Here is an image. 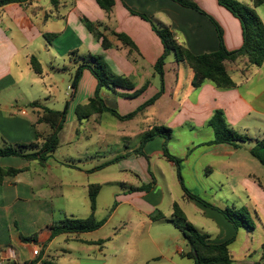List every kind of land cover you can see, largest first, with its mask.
<instances>
[{"label":"crops","instance_id":"1","mask_svg":"<svg viewBox=\"0 0 264 264\" xmlns=\"http://www.w3.org/2000/svg\"><path fill=\"white\" fill-rule=\"evenodd\" d=\"M57 1V4H53L51 0H32L26 4H11L0 8L2 145L4 140L10 143L33 142L37 132L47 134L50 131L46 124L38 123L40 109L30 108L29 105L38 102L52 110L64 109L67 100L62 101V109L56 107L60 106L57 91L60 90L59 79L64 83L70 77L66 93L68 96L73 74L89 55L103 56L113 72L130 78L137 90L148 83L145 92L135 99L125 97L134 91L101 89L100 94L106 105L121 116L136 112L156 96L159 89L156 86L155 65L164 55L165 49L153 25L133 15L131 10L146 15L157 27H169L178 42L196 55L219 49L218 34L211 20L171 0H115V7L109 14L95 0ZM194 1L220 23L224 30L225 46L229 51L243 46L242 26L235 16L217 0ZM83 18L109 29L104 33L114 47L104 49L85 26ZM261 18L264 22V18ZM110 30L127 35L136 45L137 51L131 52L129 47L111 35ZM50 35L56 37L49 41L47 36ZM171 56L175 59L173 54ZM34 57L42 65V75L32 69L31 60ZM175 62H167L171 66L168 73L165 66L164 95L127 121H120L109 112L82 120L78 117L77 108L86 105L95 96L98 87L93 74L85 70L78 89L71 94L67 120L60 133V145L53 157L45 165L17 157L0 159L2 168L25 170L15 177L6 178L0 185V264H32L40 258L45 245L44 258L53 259L57 264H108L107 260L97 256V252L102 254L104 248L122 238L132 224V235L126 245L118 249L120 256L126 258V264H152L160 258L166 264H196L185 256L189 252L184 248L188 243L174 223L175 203L180 205L188 221L195 227L197 225L191 222L188 208L197 216L199 214L204 217L206 224L202 223L200 229L196 228L207 234L212 244L224 243L236 234L239 235L240 230L237 233L234 225L219 211L187 196L183 186L192 195L199 197L192 193L189 185L193 188L199 186L205 192L230 191L229 198V193L223 195L227 202L225 206L232 200H238L240 205L234 202V207L253 208L259 213V222L264 225V167L250 153L254 141L248 142L249 146L244 143L238 149L230 145H206L215 137L209 121L217 110L224 111L228 124L239 133L250 135L253 140L264 137V129L252 134L253 121H250L252 116L255 120L264 116V90H246L243 93L240 87L242 84L247 85L250 78L247 77L241 83L235 79V74L247 76L255 66H249L246 59L228 64L237 83L234 89L221 90L211 83L194 89L192 70L177 63L176 59ZM155 126L173 130V136L166 147L171 155L181 159V177L177 165L164 155L166 141L162 137L146 143L142 154L137 153L142 148V141L137 147L128 149L125 155L116 151L110 153L117 142L142 140ZM177 130H182L183 134L188 130L193 139L187 141L176 154L173 153L172 143ZM81 131L86 132L85 138L91 142L89 155L61 152L63 145L73 146L81 142ZM121 156L126 158L111 164V161ZM154 159L167 161V166L163 168L161 162L153 164ZM53 163L58 170L67 168L80 176L51 185L46 182L43 170L52 169ZM116 165L121 168L119 172L134 176L132 179L126 176L125 180H130V183L110 178L108 171ZM111 184L114 189V206L102 228L90 233H64L51 239L50 227L54 223L70 217L85 219L91 215V185L101 186L97 198L99 209L100 194L105 186ZM148 186L152 187L143 191ZM177 188L182 191L180 201L172 194ZM166 193L171 196V200L164 212L161 208L165 204ZM124 205L128 206V210L122 215L120 209ZM98 209L95 216L98 215ZM161 213L164 217L159 219ZM115 218L120 220L119 229H114L109 237H98L99 231L110 225ZM197 219L201 220L200 217ZM208 221H213L216 227ZM158 223H167L173 229L169 228L166 233L158 235L157 231L153 232L154 225ZM35 234L38 236L36 243H25L21 239V236ZM249 237L248 233L246 238ZM143 240L149 242L151 249L158 253L146 257V250L140 247ZM260 246L261 251L260 248L253 250L249 244L245 245L240 260L236 259L230 247L234 264H264L262 240ZM35 251L39 252L38 256Z\"/></svg>","mask_w":264,"mask_h":264},{"label":"trees","instance_id":"2","mask_svg":"<svg viewBox=\"0 0 264 264\" xmlns=\"http://www.w3.org/2000/svg\"><path fill=\"white\" fill-rule=\"evenodd\" d=\"M32 0H0V8L11 4H26ZM97 4L106 13H111L115 7V0H95ZM183 8L192 9L199 12L202 15L207 16L216 28L219 49L215 52L196 55L192 53L186 46L180 44L177 38L174 36L172 30L169 27L155 26L151 19L144 14L137 13L131 10L133 15L140 16L153 25L155 33L161 39L165 52L164 55L158 60L155 65V72L161 78V87L159 92L146 104H144L139 110L131 113L127 116H121L115 109L106 105L104 99L101 97V89L109 88L112 90L123 89L126 91H134L131 94L125 95V97L135 99L142 95L148 87V83L140 89L135 88L134 82L125 76L117 75L113 72L109 64L101 55H89L85 57V62L80 64L76 69L71 79V87L76 92L80 79L85 70H89L98 82V87L95 96L89 100L86 105L79 106L77 108V115L82 119H87L93 115L102 114L105 112L111 113L115 118L120 121H127L135 118L138 113L144 110L146 107L155 104L165 93V64L170 55H174L177 63H182L190 68L194 74L192 86L194 89H199L205 83H211L216 88L221 90L234 89L237 87V83L233 79L231 72L229 71L228 64L235 63L239 60L246 59L249 66H255L258 68L264 65V22L256 12L258 7L264 5V0H253V6H248L237 0H218L219 4L226 8L232 15H234L241 23L243 30V46L235 51H229L225 46L224 32L219 23L205 11H203L194 0H171ZM53 4H57V0H51ZM85 26L93 34V36L101 42L104 49L113 48L114 45L110 42L109 38L105 35V31H109L107 28H102L101 24L90 21L87 18L82 19ZM112 36L116 37L124 45L130 48L131 52L137 51L136 45L125 34H119L113 30H110ZM55 35L47 36L50 41L55 38ZM76 53L74 52L73 55ZM31 66L33 71L38 74H43V68L40 61L37 58H32ZM69 102L66 103L63 110H52L41 106L38 102L31 103L30 108H39L40 117L38 123L46 124L50 131L47 134H41L37 132L36 140L27 143H10L4 140L3 145L0 147V159L6 157H17L23 160L33 162L38 161L41 165H45L53 154L57 151L60 145V133L62 132L69 111ZM209 126L214 131V140L208 142L206 145H230L235 149H238L244 143L253 142L254 146L251 148V155L257 159L264 167V137L253 140L247 135H243L231 127L226 119L225 113L222 110H217L211 120ZM173 136V130L165 126H155L152 130L148 131L142 139V148L137 153L142 154L143 147L149 141L162 137L166 143L164 146L165 157L174 162L178 168V175L181 177L180 164L181 159L171 155L168 152L166 144L171 140ZM126 156H121L111 161L117 163ZM24 169L14 168H2L0 167V185H2L6 178L15 177L23 173ZM152 186H148V191ZM183 189L187 196L197 200L203 205L215 209L222 213L224 217L231 222L236 232L246 227L250 231L255 230V223L252 219L251 213L247 208H227L222 210L212 204L200 199L197 196L192 195L184 186ZM101 191L100 185H91L89 187V199L91 215L86 219L77 218H65L64 220L54 223L50 229L52 232L51 239H54L60 234H78V233H90L102 228L108 218L103 220L96 219V212L98 209L97 198ZM163 214H159L158 218L162 219ZM173 217L175 226L181 231L183 238L188 243L190 250L185 255L189 259L195 261L196 264H234V259L230 251L231 245L235 242L237 234L230 240L221 244H212L209 241V236L198 230L192 223H190L178 203L173 206ZM21 239L25 243H36L38 236H21ZM39 255L40 258L33 262L36 264H57L53 259L44 258V249ZM261 264V263H258Z\"/></svg>","mask_w":264,"mask_h":264},{"label":"rangeland","instance_id":"3","mask_svg":"<svg viewBox=\"0 0 264 264\" xmlns=\"http://www.w3.org/2000/svg\"><path fill=\"white\" fill-rule=\"evenodd\" d=\"M237 1L244 3L248 6H253V0H237ZM199 7L201 8L200 5H199ZM256 12L258 13L259 16L261 15L264 18V5H262L261 7H258L256 9ZM261 16H260V18H261ZM219 25H220V23H219ZM224 40H225V38H224ZM171 60H172V62H175V59L172 56L167 59V62L171 61ZM106 62H107V60H106ZM167 62L165 64V66L167 68L166 73H168L170 68H171V66L168 65ZM174 64H176V62ZM156 77H157L156 78V86L160 90L161 78L157 74H156ZM247 77L250 78L249 83H247V85L242 84L240 87V89L243 93H246V90H253V91L264 90V67L263 68L254 67L253 70L247 76H243L242 74H235V79L237 80L238 83L245 81V79ZM69 79H70V77H67V80L64 83L62 82V79H59L60 90H57V91L59 92L58 98L60 101L59 102L60 106H56L57 108L59 107L58 109H62L61 108V105H63L62 101L66 102V100H67L68 102H70V97H68L66 95V93L68 92V83H69L68 81H69ZM181 84H182V81H181ZM174 87H175V85H174ZM258 118H259V120H255L256 118L252 116V119L250 120V121H253L251 124L253 127L252 134L260 133L261 131L259 129H264V116H259ZM48 129H49V127H48ZM81 137H82L81 142L75 143L73 146L63 145L61 147L60 151L61 152H74V153L80 152V153L89 155V153L91 151L89 144H91V142H88L86 140V138H85L86 132L85 131H81ZM192 137H193V135H191V133H189L188 130L184 134H183L182 130H177L176 136H174V140L172 143L173 153L176 152V154H177L179 151H181L183 149V146L187 143V141L193 139ZM141 141L142 140L139 139V140H123V141L117 142L116 146H112L113 148H111L110 153H112L113 151H116V153L121 152V154L125 155V153H127L128 149L131 150V149L137 147V145H139ZM1 146H2V144H0V147ZM246 146H249V143L246 144ZM243 151L246 152L245 149H243ZM246 153H248V152H246ZM157 162L158 163L161 162V166L163 168H164V166H167V161H165V160H159V159L152 160L153 164H155ZM256 162L258 163V161H256ZM158 167H160V166H158ZM110 168L111 169L108 172L111 174L110 178L112 180H115V181L119 180L122 182L125 181L126 183H130V180H125L126 176H128L129 179L134 178V176H132V174H130V173L126 174L124 172H119L121 168L118 165L111 166ZM43 172H44V175L46 177V182L51 184V185H53V184H55L61 180H64V179H69V178H73L75 176H80L79 173H75L74 171L67 169V168H64L62 170H58L57 167L54 165V163L52 164V169L48 168V169L43 170ZM111 186H112V184L110 186H105L104 189L102 190L101 194H100L98 215L96 216L97 219L101 220V219L109 218V216L112 214V209L114 206V203H113L114 202V200H113V190L114 189ZM189 187H190V190L192 191L193 194L198 195L201 199H204V200L210 202L211 204H213L214 206H216L222 210H225L227 208H233L234 207L233 204H235V203L237 205H240V202L238 200H235V201L232 200V202L230 204H228V206H225V205H227V202H226L225 197H223V195L225 193H229V195L227 197V198H229L231 196L230 191L223 190V192H218V193H216L215 191L214 192L213 191L205 192L204 190H201L199 188V186H196V188H193V186L189 185ZM172 194H173V197H176V199H178L177 201H180L179 197H181V195H182V191L180 189L177 188V191H176V189H174ZM170 200H171V196L168 193H166L165 204L161 208L162 211H164V212L167 211V207L169 205ZM54 201L56 202L57 200H54ZM61 203L63 204L64 201H62ZM57 205H58V202H57ZM67 207H70V206H67ZM235 207L238 208L237 206H235ZM248 209H249L251 216H252V219L255 223V230L250 231L246 227H242L240 229L239 235L237 234V238H236L235 242L231 245V251L236 256V259H238V260H240L242 257L241 256L242 248L245 245L249 244L250 247L253 248V250L260 248V251L262 249V247L260 246V240H262V243L264 245V230H263L264 225L262 226L261 223L259 222V217H258L259 213H256L253 208H251V209L248 208ZM127 210H128L127 205L122 206L120 209V214L124 215ZM187 211H188L191 222L196 224L197 228L202 227V223H205V221H206L204 219V217H202V215H199V214L197 216V214H195L191 208H188ZM198 217H200L201 220H198L197 219ZM212 222L213 221H208V223H210V224H213ZM133 226H134V224L130 225L128 232L125 233V235L122 238H120L118 241H116L115 243H112L110 245H107L104 248L102 254H100V252H97V256L100 259L107 260L108 264H126V258L120 256L118 249L126 245L127 239L132 235ZM156 226H158V227H156ZM212 226L216 227L214 224ZM119 227H120V220L115 218L114 221H112V223L110 225L106 226L101 231H99L98 237H109L114 232V229H119ZM169 228L173 229L172 225H168L167 223H158V225L157 224L154 225L153 232L157 231L158 235H161V234L166 233L169 230ZM247 232L250 235L249 238H246V236L248 234ZM182 237H183V235H182ZM140 247H142V249L144 251L146 250L145 254H144V255H146V257H152L158 253L156 250L151 249L152 246L147 241L143 240L140 244ZM184 248L186 250H190V247L188 244ZM143 257H145V256H143ZM156 257H161V256H156ZM141 259L143 260L144 258H141ZM152 264H166V261L162 260L160 258L159 261H155Z\"/></svg>","mask_w":264,"mask_h":264},{"label":"built area","instance_id":"4","mask_svg":"<svg viewBox=\"0 0 264 264\" xmlns=\"http://www.w3.org/2000/svg\"><path fill=\"white\" fill-rule=\"evenodd\" d=\"M73 92H74V90L72 89V87H70L68 97H71V94H72ZM34 253H35L36 256L39 255V252H38V251H35Z\"/></svg>","mask_w":264,"mask_h":264}]
</instances>
